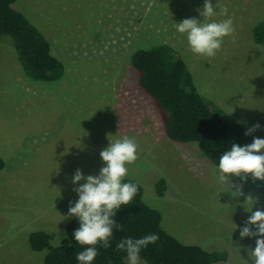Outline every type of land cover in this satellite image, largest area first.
Here are the masks:
<instances>
[{
  "label": "rangeland",
  "instance_id": "374dc122",
  "mask_svg": "<svg viewBox=\"0 0 264 264\" xmlns=\"http://www.w3.org/2000/svg\"><path fill=\"white\" fill-rule=\"evenodd\" d=\"M212 2L227 9L234 32L207 58L194 54L175 29L186 18L202 20L197 9L205 0L15 1L64 71L52 81L28 76L12 37L0 35V156L6 163L0 170V264H45L48 250H33L30 235L46 231L52 245L61 244L73 218L70 202L79 199L73 174L98 175L100 152L109 138L123 136L138 144L127 178L142 185L144 201L162 214V227L183 243L227 251V262L215 264H249L256 238L240 239L250 215L243 204L251 195L258 210L262 193L248 180L220 186L216 165L198 143L170 139L167 114L141 88L131 63L138 49L171 45L207 102L243 121L246 131L259 123L248 138H264V46L253 34L264 20V0ZM162 178L167 186L160 195ZM141 264L148 263L141 258Z\"/></svg>",
  "mask_w": 264,
  "mask_h": 264
},
{
  "label": "trees",
  "instance_id": "16d2710c",
  "mask_svg": "<svg viewBox=\"0 0 264 264\" xmlns=\"http://www.w3.org/2000/svg\"><path fill=\"white\" fill-rule=\"evenodd\" d=\"M15 1L0 0V35L12 37L28 76L45 81L61 77L64 67L53 55L50 42L22 11L14 7ZM253 34L255 42L264 46V20L254 25ZM131 63L140 72L141 88L155 98L167 114L164 129L170 139L198 143L203 154L215 165L232 142L241 146L252 143L244 134L246 129L243 125L229 118L222 106L207 102L199 92L186 61L171 45L163 43L138 49L132 54ZM5 165L0 156V170ZM233 179L242 181L239 178ZM127 181L136 183L139 188L132 203L123 206L115 217L117 224L124 226V231L114 229L111 247L98 246L94 264H127L126 253L117 251L116 244L124 237L141 238L152 233L157 234L159 239L141 252V258L148 264L227 262V251L183 243L165 230L161 225L160 211L144 201L142 185L131 178H127ZM253 184L264 198V182ZM166 186L164 178L157 182L160 195L164 194ZM78 227L79 223L73 217L67 223L65 238L57 246L52 245V233L33 232L30 235L31 248L35 251L48 250L45 264H78L75 254L83 249L72 238V233Z\"/></svg>",
  "mask_w": 264,
  "mask_h": 264
},
{
  "label": "clouds",
  "instance_id": "9594fccd",
  "mask_svg": "<svg viewBox=\"0 0 264 264\" xmlns=\"http://www.w3.org/2000/svg\"><path fill=\"white\" fill-rule=\"evenodd\" d=\"M197 11L202 20L186 18L182 22H175V29L186 36L194 54L212 58L221 49L224 39L233 34V20L226 8H221L218 2L213 4L212 0H205L203 8ZM217 15L228 18L214 19ZM260 128L261 125L257 123L244 134L250 136ZM109 141L108 146L100 152L104 166L98 175H85L82 169H77L72 177L73 190L79 199L70 202L68 216L79 223L72 233V238L83 249L75 254L78 264H94L98 246H112L114 229L124 231V226L118 225L115 217L123 206L132 203L138 193L139 186L127 181L128 166L138 159L135 138L123 136L109 138ZM215 174L222 187L230 186L229 181L233 178L242 181L251 179L253 183L264 182V138L254 137L252 143L243 146L232 142L230 148L219 156ZM233 193H237L236 196L242 194L240 191ZM257 203L258 198L249 195L243 204L250 215L240 230V239L256 238L255 248H248L249 264H264V206L254 211ZM158 239L155 233L141 238L124 237L116 244V249L126 253L127 264H141L142 250L149 244H155Z\"/></svg>",
  "mask_w": 264,
  "mask_h": 264
}]
</instances>
